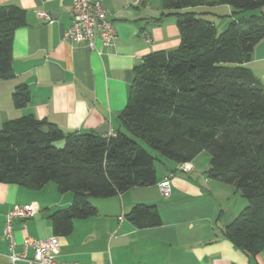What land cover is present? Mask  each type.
Returning a JSON list of instances; mask_svg holds the SVG:
<instances>
[{"label": "trees", "instance_id": "trees-1", "mask_svg": "<svg viewBox=\"0 0 264 264\" xmlns=\"http://www.w3.org/2000/svg\"><path fill=\"white\" fill-rule=\"evenodd\" d=\"M218 5L234 17L222 31L208 18ZM167 16L180 44L134 68L115 133L65 131L32 113L9 119L0 128V182L71 191L72 203L49 214L54 234L68 235L75 219L96 214L88 197L159 181L156 156L137 138L176 164L207 151L208 176L233 184L246 201L224 233L253 257L264 250V84L246 64L264 37V0H164L158 20ZM25 19L23 7L0 4V79L13 75L14 32ZM30 99L27 87L12 93L18 108ZM127 218L137 227L162 224L154 204H136Z\"/></svg>", "mask_w": 264, "mask_h": 264}, {"label": "crops", "instance_id": "crops-1", "mask_svg": "<svg viewBox=\"0 0 264 264\" xmlns=\"http://www.w3.org/2000/svg\"><path fill=\"white\" fill-rule=\"evenodd\" d=\"M163 2L103 0L116 37L111 46H104L96 37V48L92 49L84 42L64 39L74 17L72 0H0V4L26 10L25 23L14 32L13 75L0 79V127L9 119L32 113L65 131H96L109 124V133L103 135L115 133L122 126L119 116L128 103L134 68L147 55L176 50L180 44L175 17L158 20ZM213 10L226 15L230 7L218 5ZM41 11L50 14L52 21L40 17ZM246 65L264 84V37ZM18 86L31 92L29 103L21 108L12 100ZM202 152L193 159L190 172L179 171L175 162L172 166L163 164V170L156 166L157 183L119 193L121 217L100 216L101 224H85L81 231L83 223H75V219L70 234L58 235L57 258L83 264H264V250L250 257L225 235V227L246 201L233 184L208 176L210 157L201 160ZM166 176L172 184L169 196L162 194L159 185ZM47 184L31 188L0 182V264H11L3 236L6 213L16 204L38 205L37 194ZM138 203L156 205L162 224L134 225L127 214ZM50 208L43 212L41 208L26 227L16 221L18 251L26 236L44 239L54 235ZM95 216L77 219L91 222Z\"/></svg>", "mask_w": 264, "mask_h": 264}, {"label": "built area", "instance_id": "built-area-1", "mask_svg": "<svg viewBox=\"0 0 264 264\" xmlns=\"http://www.w3.org/2000/svg\"><path fill=\"white\" fill-rule=\"evenodd\" d=\"M73 21L64 33V39L71 42H84L95 49V39L99 37L104 46H111L116 37V31L109 18V9L103 0H72ZM38 15L52 21L47 12H38ZM101 54L102 52L99 51ZM192 161L177 164V169L190 172L193 169ZM162 194L169 196L172 192L171 178L166 176L159 183ZM39 213L35 204H16L5 215L3 236L7 240L9 259L11 264H83L79 261H61L56 252L60 248L58 235L54 234L44 239L24 237L22 250L18 251V242L15 235V223L21 221L26 227V222ZM32 250V253H31ZM105 264H113L111 261Z\"/></svg>", "mask_w": 264, "mask_h": 264}, {"label": "rangeland", "instance_id": "rangeland-1", "mask_svg": "<svg viewBox=\"0 0 264 264\" xmlns=\"http://www.w3.org/2000/svg\"><path fill=\"white\" fill-rule=\"evenodd\" d=\"M246 13H249V12H244V13L240 12L238 15L242 16L243 14H246ZM208 18L215 20V23H216L218 30L222 31V30H224V28L228 25V23L234 17L231 13L226 14V15H218V13H217V14H212ZM137 140L143 146H145L153 155L156 156L155 165L159 168V170H161V169L163 170V164H167L168 166L174 165V163L171 160L165 159L159 152L151 149L141 139L137 138ZM202 153H203L202 154L203 158L201 157V160L204 159L206 156L207 157L209 156L207 151H203ZM36 200L38 202V205H37V203H35V204L38 206L39 212H41L40 211L41 208L43 209L42 210V212H43L45 207L51 206L52 209L50 208L51 210L49 211L51 213L56 209L65 208L68 205H70L73 201V193L71 191H67V192L62 193L57 189V185L55 182H50L49 184H47V186L41 192H38ZM46 202H51V203H46ZM95 217L96 218H93V220L91 222H82L83 221L82 219H76L75 223H83L82 226H79V227H81L80 228V231H81V229H83V225H85V224L92 223V222L94 224H97V223L101 224L100 219H102V218H100V216H95Z\"/></svg>", "mask_w": 264, "mask_h": 264}, {"label": "water", "instance_id": "water-1", "mask_svg": "<svg viewBox=\"0 0 264 264\" xmlns=\"http://www.w3.org/2000/svg\"><path fill=\"white\" fill-rule=\"evenodd\" d=\"M43 132H49L50 126L43 125L41 128ZM109 124L104 125L96 132L100 134L109 133ZM166 172H170L168 169H164ZM87 202L96 210V215L119 218L122 216V204L120 195L116 194L109 197H88Z\"/></svg>", "mask_w": 264, "mask_h": 264}]
</instances>
